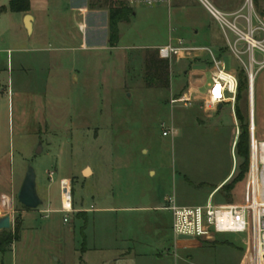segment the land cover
Here are the masks:
<instances>
[{
  "label": "rangeland",
  "instance_id": "obj_1",
  "mask_svg": "<svg viewBox=\"0 0 264 264\" xmlns=\"http://www.w3.org/2000/svg\"><path fill=\"white\" fill-rule=\"evenodd\" d=\"M123 1L133 14L119 25V43L113 48L108 30L102 29H97L101 38L96 43L84 46L80 28L85 20L105 29L111 0H31L33 34L25 28V15L2 12L10 0H0V216L12 219L11 229L0 232V242L19 232V241L0 250V264L241 261L244 235L182 239L173 232L172 214L157 210L170 200L183 207L204 206L233 166L232 178L240 174L244 161L236 151L239 138L235 140L230 108L204 114L194 105L171 104L192 70L200 72L194 78L199 92H207L213 67L191 61L186 53L170 61L169 89H150L144 81L147 50L183 39L187 46L218 55L211 43L214 33L226 69L239 73L243 66L228 48L236 36L223 30L201 2L192 12L206 30L195 35L179 29L173 5ZM231 1L240 4L243 16L250 15L247 0ZM251 1L257 28L264 23V0ZM207 2L222 11L213 0ZM237 25L247 31L244 18ZM238 48L245 51V45ZM254 57L263 61L259 51ZM241 58L248 63L247 55ZM254 71V101L250 93L243 94L236 100L235 115L237 108L242 110L250 139L253 131L261 143L264 68L257 65ZM165 131L174 135L165 137ZM29 168L35 171L42 201L37 210L25 209L17 200V187ZM249 174L250 160L249 173L230 198L220 191L224 184L213 195V204L248 202ZM62 179L72 183L75 212L68 215L61 212Z\"/></svg>",
  "mask_w": 264,
  "mask_h": 264
},
{
  "label": "built area",
  "instance_id": "obj_2",
  "mask_svg": "<svg viewBox=\"0 0 264 264\" xmlns=\"http://www.w3.org/2000/svg\"><path fill=\"white\" fill-rule=\"evenodd\" d=\"M173 0H127L134 5L148 7L171 6ZM207 8L211 16L219 22L224 30L228 28L236 36L233 44L228 42V48L232 55L243 66L249 81V93L253 89L254 68L258 65L264 68V23L260 21V26H253L252 14L254 7L251 0H247L249 16H243L241 11L233 15H227L209 4L206 0H200ZM228 18H233L230 21ZM244 18L247 31L241 30L237 21ZM245 45V51L238 48V45ZM255 51H259L263 61L258 63L255 60ZM161 59L171 61L173 58L188 53L206 52L212 61L213 72L211 82L207 92L208 108H217L220 105L236 103L239 80L237 73L228 71L225 64L218 59L209 49L188 48L183 43L178 45L169 44L158 49ZM248 56V63L242 60V56ZM171 104H183L192 106L193 100L187 94L178 98H172ZM251 132L250 139V180L251 198L243 204L214 205L213 196L210 197L204 206L183 207L177 205L174 200H170L163 210L169 211L173 217V232L176 237L182 239L203 238L207 241H214L215 236L221 234H240L245 237V249L239 264H264V142H256L255 136ZM173 136V131H165L163 136ZM240 136V128L236 127V137ZM53 173L50 174V178ZM62 192V209L65 215L74 213L72 205V183L68 179L60 182ZM67 218L64 223H67Z\"/></svg>",
  "mask_w": 264,
  "mask_h": 264
},
{
  "label": "trees",
  "instance_id": "obj_3",
  "mask_svg": "<svg viewBox=\"0 0 264 264\" xmlns=\"http://www.w3.org/2000/svg\"><path fill=\"white\" fill-rule=\"evenodd\" d=\"M31 10V0H10L8 7H3L2 12H11L15 14H28ZM109 10V44L115 48L119 43V25L130 21L133 14L131 9L123 0H111ZM171 63L169 60L161 59L158 50H147L145 54V74L144 81L147 88L150 89H169L171 86ZM239 80L237 102L243 99V94L249 93V81L246 71L242 68L237 73ZM237 119L241 125V135L239 136L236 144V151L240 158L243 159L240 174L233 178L231 183L223 186L221 192L229 199L235 186L242 182L249 173V160H250V130L247 124L246 116L242 110L237 108ZM216 190V189H215ZM19 241V232L17 236H12L2 239L0 242V250H4L5 245H10Z\"/></svg>",
  "mask_w": 264,
  "mask_h": 264
},
{
  "label": "crops",
  "instance_id": "obj_4",
  "mask_svg": "<svg viewBox=\"0 0 264 264\" xmlns=\"http://www.w3.org/2000/svg\"><path fill=\"white\" fill-rule=\"evenodd\" d=\"M213 1L221 8L222 11H220V12L227 14V15H233V14H236L242 10V8H240V6H239L240 4L236 1H231V0H213ZM198 2H201V1L200 0H173L172 4H171V6L173 5V7L175 8V14H176V17L178 19L177 23H178L179 29H181V30L186 29L188 31H193L195 33V35H198L199 31H203V30L205 31L206 30V26L203 25L202 23H200V21L197 19L196 15H194L192 12L193 6L195 5V3H198ZM31 7H32V2H31ZM29 13L24 14V15L25 16L29 15ZM91 13L95 14L96 11L91 12ZM35 24H36V19L33 18L32 34L34 32ZM96 26H97V23H95V25H90L85 20H84V24H82L80 26V28L83 29V31H84V35L82 36V42H83L84 46L86 43H89V42H95L96 43L97 40L101 38L100 36L99 37L97 36L98 34H96L97 29L98 30L102 29V31L108 30V24L105 25L106 26L105 29H104V27L101 28L100 26H98V27H96ZM217 36H218V34L214 33V36L212 37L211 43L214 44V46L216 47V49L218 51V55H215V56L225 64V62L223 61L224 56H223L222 49H220L219 45L217 44ZM180 42L183 43V45L188 47V48H196V47H192V46H187V44L184 42L183 39H179L177 41V44H175V45H178V43H180ZM170 44H173V43H170ZM156 49H158V48H156ZM188 54L190 55L189 58L191 61H194V60L201 61L202 60L203 63H206V64H204V66H206L207 64H211V66H212L211 58L204 56L206 54V52H197V53H188ZM195 66H193V67H195ZM199 67L203 68L202 66H199ZM202 72L205 73V70L204 71L202 70ZM199 73L200 72H196V71L192 70V72L188 75L190 77L189 82L187 81L186 84L182 85V87L180 88L179 94L175 98H178L184 94H187L188 97H190L193 100V105L198 107L201 111H203L204 114H207V112H214L215 113L216 110H218V112H221L225 106H228L230 108L231 114L234 118L235 126L237 127L238 123H237V118L235 115V105L233 106L230 103H226V104L218 106L217 108L206 107L205 102L207 101L208 90H207V92L201 94L199 92V87L194 83V78L197 77V75ZM184 74H185V71H184ZM209 75H210V73H209ZM185 76H187V75H185ZM210 79H211V76H210ZM184 86H187V87L183 91L181 89ZM208 88H209V85H208ZM235 134H236V130H235ZM235 137H236V135H235ZM236 139H237V137L235 138V140ZM235 143H236V141H234L233 147H234ZM234 171H235V166H233V169H232L230 175L227 177V179L224 180L220 184V186L216 188V190L211 194V196H213L224 184L227 185L232 181V179H233L232 176L234 174ZM91 173L93 174L92 170H91ZM24 179H25V176H23V178L20 181L19 186L17 187V194H18V192L22 186ZM157 210H160L163 212H169V211L163 210V207H159V208H157Z\"/></svg>",
  "mask_w": 264,
  "mask_h": 264
},
{
  "label": "water",
  "instance_id": "obj_5",
  "mask_svg": "<svg viewBox=\"0 0 264 264\" xmlns=\"http://www.w3.org/2000/svg\"><path fill=\"white\" fill-rule=\"evenodd\" d=\"M33 17L30 15L25 16V28L29 34H32ZM250 99L252 102V90L250 91ZM18 202L28 210H37L41 205L37 187H36V174L32 168L28 169L22 186L17 194ZM12 227V219L10 215L0 216V232L8 231Z\"/></svg>",
  "mask_w": 264,
  "mask_h": 264
},
{
  "label": "bare ground",
  "instance_id": "obj_6",
  "mask_svg": "<svg viewBox=\"0 0 264 264\" xmlns=\"http://www.w3.org/2000/svg\"><path fill=\"white\" fill-rule=\"evenodd\" d=\"M254 83H255V78L253 77V89H252V101H254V96H253V92H254Z\"/></svg>",
  "mask_w": 264,
  "mask_h": 264
}]
</instances>
